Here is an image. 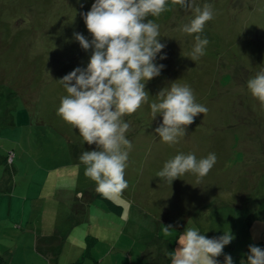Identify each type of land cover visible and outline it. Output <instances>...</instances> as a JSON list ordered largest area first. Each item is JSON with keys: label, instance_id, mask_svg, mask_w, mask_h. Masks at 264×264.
I'll return each instance as SVG.
<instances>
[{"label": "rangeland", "instance_id": "obj_1", "mask_svg": "<svg viewBox=\"0 0 264 264\" xmlns=\"http://www.w3.org/2000/svg\"><path fill=\"white\" fill-rule=\"evenodd\" d=\"M93 3L0 0V178L14 173L5 165L13 153L20 190L67 191L66 216L71 218L59 217L61 229L67 230L81 218L83 248L87 239L99 240L92 251L100 264H171L178 237L188 228L209 239L230 231L234 239L224 247L218 264H224L225 255L232 257L233 264H247L237 259L239 254L247 256L250 245L264 249V106L247 88L248 80L264 70V0H195V6L209 4L214 13L200 34L209 41L205 55L196 61L191 60L196 34L181 30L194 18L192 11L176 7L172 13L149 17L159 25L160 43L165 45L155 63L164 67L145 85L148 102L124 117L130 123L126 135L133 147L125 170L128 187L112 198L126 209L119 217L109 216L102 200H90L99 193L85 176L79 157L85 150H97L96 146L87 145L78 129L57 114L67 95L58 81L78 67L86 69L92 55V49H82L74 34L91 41L84 14ZM166 18L168 23L160 29ZM174 82L187 84L196 103L208 111L187 126L178 143L168 145L155 132L162 116L153 120L150 104ZM181 153L194 154L198 160L215 153L217 162L199 183L191 173L172 184L161 181L157 173ZM6 215L7 208L0 207V256L11 251L30 255L38 264L54 261L49 258L53 250L42 254L35 250L39 246L35 239L28 238L27 212L15 228L6 225ZM45 225L51 227L48 222ZM168 225L172 232L165 234L163 227ZM57 235L54 228V240ZM83 239L70 242L78 244ZM154 242L160 258H142L148 243ZM68 245L57 257L59 264H67ZM109 248L117 253L114 257H109ZM79 254L74 262L82 260L77 259Z\"/></svg>", "mask_w": 264, "mask_h": 264}, {"label": "clouds", "instance_id": "obj_2", "mask_svg": "<svg viewBox=\"0 0 264 264\" xmlns=\"http://www.w3.org/2000/svg\"><path fill=\"white\" fill-rule=\"evenodd\" d=\"M171 4L192 11L194 18L182 31L195 35L191 60L205 55L209 44L202 38L207 22L213 19L211 5L195 6V0H171ZM168 0H95L91 10L84 14V22L91 41L75 33L85 51L92 49L86 69L76 68L64 76L61 83L67 95L62 97L57 114L80 137L97 150L84 151L79 157L84 174L96 184V191L107 197H119L128 187L125 170L133 147L127 138L130 123L124 117L135 114L149 100L145 90L147 82L158 77L164 65L155 63L165 48L160 43L159 25L149 17H159L169 11ZM166 56H160L165 59ZM253 98L264 106V70L247 82ZM157 101L150 104L153 120L162 116V124L155 129L161 142L174 145L185 137L187 126L194 123L208 109L195 101L193 90L176 82L160 91ZM217 162L215 153L197 159L194 154H177L157 173L161 181L174 180L191 173L197 183L209 174ZM172 226L163 227L165 234ZM234 239L224 232L219 238L209 239L194 228L186 229L178 237V247L170 254L171 264H218L223 249ZM224 264H233L230 255ZM244 264V261H241ZM247 264H264V249L250 245Z\"/></svg>", "mask_w": 264, "mask_h": 264}, {"label": "crops", "instance_id": "obj_3", "mask_svg": "<svg viewBox=\"0 0 264 264\" xmlns=\"http://www.w3.org/2000/svg\"><path fill=\"white\" fill-rule=\"evenodd\" d=\"M14 165L15 164L11 166L14 171L13 174L8 175L6 172L0 178V207L2 210H4V207L7 208L6 216L8 217L5 218V220L7 221L6 225H13V228L17 227L19 219H21V216L23 219L27 212L28 226L31 227L29 228L28 238L35 239V245H39L35 250L42 254L49 255V253H51L53 250L49 258L53 257L54 261L51 259V261H49V264H59L57 261V257H59L62 247L64 249V246L67 244L69 245L66 252V263H73L75 254L80 253L79 256H77V259L79 260L85 251V249L83 248V242H85L83 236L85 232L81 230L83 223L82 219L80 218L76 222L71 223V226L65 231L61 229V221L59 220V217H61V219H63V217H66V221H69V219L71 218V214L70 216H66L67 212L69 211L67 209L69 205L67 199L68 192L52 189L48 190L46 189V187L42 188V190L32 189L28 191H22L18 188V180L16 179L19 173V167L17 166V164L15 166ZM2 187L6 188L2 191ZM92 199L98 200L99 197L93 196L92 198H90V200ZM63 209H65V211H63ZM105 211L107 210L105 209ZM63 212H65V215L63 214ZM104 215L106 214L104 213ZM110 215L112 216L115 214L109 212V216ZM46 222H48L50 224L49 226L51 227L46 226ZM91 222L89 221V223ZM99 225L100 224L98 222V225L96 226ZM77 226L80 227L76 229ZM54 228L55 230L57 229V232L59 233V235L56 236L55 240L53 237ZM13 237H15V235H13ZM57 239H60L57 243V247H53V244L57 241ZM70 239H83V241L82 243H79V241L77 240L78 244H76V242H70ZM113 242L116 241H112V243ZM44 243L48 246L45 250L40 246V244L42 245ZM115 254L117 253L113 252L110 248L108 249V255L110 258L114 257ZM128 255L131 256V254L129 253ZM244 255L245 254H239L237 259L240 261L243 259L247 260L248 255ZM2 256L4 257L6 264H17V262H19V264H38L37 259L30 255L17 256L16 253L7 251ZM145 257H151V259L154 261L160 258V254L158 252V248L155 245V242L151 245L148 243V245L146 246V253H142V258L145 259ZM38 261H40V259H38Z\"/></svg>", "mask_w": 264, "mask_h": 264}, {"label": "trees", "instance_id": "obj_4", "mask_svg": "<svg viewBox=\"0 0 264 264\" xmlns=\"http://www.w3.org/2000/svg\"><path fill=\"white\" fill-rule=\"evenodd\" d=\"M168 5L170 7L169 11H171V13L174 11V9H176V7H178V6L172 5L171 4V0H168ZM167 16H169V14H167ZM167 23H168V18L163 20L160 29H163V27H162L163 24H167ZM12 155H13V158H12V160H10V157ZM14 158H15L14 154L10 153L9 156L7 157V161H6L7 163L5 165L11 167L14 164V162H15ZM98 197H99L100 200H102L104 206L107 208V211H109L110 213L115 214L118 217L122 216L125 213V210H126L125 207L123 205H120L118 202L114 201L112 198H107V197H105V196H103L101 194H99ZM95 244H100L99 240L97 241L94 238L93 239H87L86 240V246L87 247L85 249L86 252H85V254L83 253V256L81 257L82 260H80V261L77 260L78 262L75 261V262H73L71 264H83L87 260H90V261H92L95 264H100V262L96 261L94 259V256H93V252L94 251H92V250H93ZM0 264H6V261H5L3 256H0Z\"/></svg>", "mask_w": 264, "mask_h": 264}, {"label": "built area", "instance_id": "obj_5", "mask_svg": "<svg viewBox=\"0 0 264 264\" xmlns=\"http://www.w3.org/2000/svg\"><path fill=\"white\" fill-rule=\"evenodd\" d=\"M12 158H13V155L10 157V160H12Z\"/></svg>", "mask_w": 264, "mask_h": 264}]
</instances>
